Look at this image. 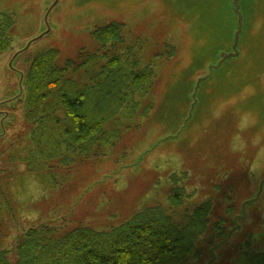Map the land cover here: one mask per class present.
Returning a JSON list of instances; mask_svg holds the SVG:
<instances>
[{
  "label": "rangeland",
  "instance_id": "obj_1",
  "mask_svg": "<svg viewBox=\"0 0 264 264\" xmlns=\"http://www.w3.org/2000/svg\"><path fill=\"white\" fill-rule=\"evenodd\" d=\"M233 1L60 0L50 18L55 37L34 44L16 63L19 70L27 71L39 52L54 50L60 68L71 63L67 77L79 89L92 87L116 56L124 66L138 63L152 73L146 92L136 94L133 115L124 110L105 125L112 141L89 156L71 155L70 161H60L45 142L31 143L34 126L19 105L14 127L0 141V253L16 263L25 235L35 227L56 236L81 227L107 232L152 207H163L183 227L210 203L208 230L181 264L209 262L213 243L231 231L241 205L264 178V0H241L240 55L203 81L189 118L198 80L233 51L238 28ZM49 4L0 0V14L16 23L11 50L0 56V102L17 86L7 65L42 30ZM110 22L123 25L117 46L112 41L103 46L96 38L95 30ZM95 55L96 61L76 71ZM240 225L216 250L213 264H250L264 252V191L247 206Z\"/></svg>",
  "mask_w": 264,
  "mask_h": 264
},
{
  "label": "trees",
  "instance_id": "obj_2",
  "mask_svg": "<svg viewBox=\"0 0 264 264\" xmlns=\"http://www.w3.org/2000/svg\"><path fill=\"white\" fill-rule=\"evenodd\" d=\"M15 24L11 15L0 14V56L11 50ZM99 33L103 43H119L121 30L117 24ZM58 56L57 51L50 50L31 59L25 71L22 105L25 120L34 126L31 143L50 142L63 161H70L71 155L90 151L92 141L103 145L112 141L113 135L106 134L105 125L124 110L133 115L138 105L136 94L146 92L152 72L141 70L138 63L124 66L122 57L116 56L105 64L103 77L95 81L98 85L79 89L67 77L71 67L56 64ZM60 111L64 119L58 117ZM210 210V203L203 204L183 227L163 207L146 208L107 232L81 227L56 236L44 226L35 227L25 235L17 262L12 263L1 252L0 264H181L192 254L197 239L207 232ZM250 264H264V254L255 256Z\"/></svg>",
  "mask_w": 264,
  "mask_h": 264
},
{
  "label": "water",
  "instance_id": "obj_3",
  "mask_svg": "<svg viewBox=\"0 0 264 264\" xmlns=\"http://www.w3.org/2000/svg\"><path fill=\"white\" fill-rule=\"evenodd\" d=\"M49 1H50V4H49L50 6H48L46 13L44 15L42 30L39 31V33L35 37L31 38L20 50H18L16 53H14V55L12 56L11 60L9 61L8 65H7L8 71L13 73L17 77L18 80H17L16 89H14V90L8 89L6 92L5 99L0 102V141L4 140L7 136L6 128L7 127H14V124H15L16 119H17L15 111H17L19 105L23 104L24 99H25V90H24L25 72L19 70L17 67L18 64H16V63L19 61V59L23 55H25L30 50V48L34 44H37L38 42H40L41 40H43L45 38L46 39L53 38L56 35V34L54 35L53 30H52L53 28L50 25V18L53 15V13L60 10V0H49ZM240 2H241V0H234L233 1L234 11H235V14L238 18V28H237V31L235 33V39H234V44H233V48H232L233 51L231 53L222 54L220 62L217 65L212 66L210 68L209 73L207 75L201 77L198 80L195 91L193 93V104H192L191 109H190L189 118L192 116L193 110L195 109V106L198 102L196 99V95H197L198 90H199L201 84L203 83V81L209 79L213 75L214 70L219 69L227 60L239 57V55H240L238 47H239L241 35L243 33V30H244V16H243V13L241 11ZM3 108L7 109V110H4ZM186 125H187V123L185 124L184 127H186ZM178 136L179 135H176L175 138H177ZM161 142H163V141H161ZM161 142H158L151 149L146 151L141 156L140 161L144 158V156L147 153H150L153 150H155L157 148V146L160 145ZM263 191H264V178L260 182L259 188L256 191V193L254 194V196L251 197L250 199L244 201L243 204L241 205V214L237 215L233 219V222H232L233 228L231 229V231L228 232L224 238H222L215 246H213L210 249V260L207 264H213L217 260L216 250L218 248H220L221 246H223L224 244L228 243L236 231L241 230L240 223L247 218V206L249 204L259 202L261 200V196L263 194Z\"/></svg>",
  "mask_w": 264,
  "mask_h": 264
},
{
  "label": "flooded vegetation",
  "instance_id": "obj_4",
  "mask_svg": "<svg viewBox=\"0 0 264 264\" xmlns=\"http://www.w3.org/2000/svg\"><path fill=\"white\" fill-rule=\"evenodd\" d=\"M118 25V26H120V30L121 29H123V25H121L120 23H118V22H110L108 25H106L105 27H102L103 29L104 28H106V27H111L112 25L114 26V25ZM102 28H99V29H96L95 30V33H96V35H97V32H98V37H96L97 39H98V42L99 43H101L103 46L105 45L106 46V43H103V41H101L100 40V33H99V31L102 29ZM120 41V40H119ZM118 41V42H119ZM111 43V42H110ZM110 43H107V44H110ZM113 43V45H115V46H117V44L115 43V42H112ZM120 43V42H119ZM118 43V44H119ZM97 57V55H95L93 58H90V59H85V61L81 64V65H79V67H77L76 68V71H80V69H81V67H83V66H85L88 62H90V61H96V58ZM87 60V61H86ZM71 64V63H70ZM68 62L65 64V67L68 69V67L67 66H71ZM102 72H103V70H102ZM67 73H68V70H67ZM71 80V79H70ZM96 82H94V85H98L97 83L95 84ZM98 147H99V141L97 142H94V141H92V146H91V148H90V151H83V150H81V151H79L80 153H82V154H84V155H87V156H89L91 153H95L97 150H98ZM47 148L49 149V151H50V153H52V151H55V148H54V146H53V144L52 143H48L47 144ZM59 160L60 161H63V159L62 158H59ZM222 239V237L220 238V240ZM259 254H264V252H259V253H256L253 257H252V259L255 257V256H257V255H259Z\"/></svg>",
  "mask_w": 264,
  "mask_h": 264
}]
</instances>
